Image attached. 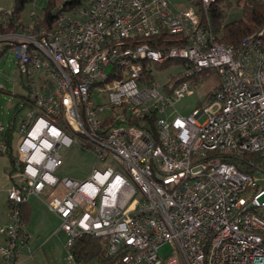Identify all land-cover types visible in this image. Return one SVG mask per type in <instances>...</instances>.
<instances>
[{
  "label": "built area",
  "instance_id": "1",
  "mask_svg": "<svg viewBox=\"0 0 264 264\" xmlns=\"http://www.w3.org/2000/svg\"><path fill=\"white\" fill-rule=\"evenodd\" d=\"M214 1L174 11L169 0H82L48 29L11 26L12 7L0 10V51L29 87L0 264H21L20 207L30 197L58 218L67 252L89 235L112 264H264V184L255 178L264 164V27L238 47L219 42L207 18ZM161 34L172 43L153 48ZM172 62L182 71L155 81ZM206 70L218 86L190 114L177 112ZM73 145L95 158L83 181L55 176L59 150ZM247 154L260 159L254 175L229 162ZM165 244L172 252L162 260Z\"/></svg>",
  "mask_w": 264,
  "mask_h": 264
},
{
  "label": "rangeland",
  "instance_id": "2",
  "mask_svg": "<svg viewBox=\"0 0 264 264\" xmlns=\"http://www.w3.org/2000/svg\"><path fill=\"white\" fill-rule=\"evenodd\" d=\"M50 0H26L23 10L21 11V20L24 25H30L32 20L36 18H43L44 9L47 7ZM60 0H55V8L53 12L60 8ZM170 6L174 11H183L194 5L193 0H169ZM242 1L239 5H241ZM13 6V0H0V10H9ZM222 10L224 11V24L230 23L242 18V10L236 4V0L223 1ZM219 35V34H218ZM182 71V67L172 62L165 65L161 70L158 69L154 74V80L159 82H165L167 78L177 76ZM23 78L16 72V66L14 63L13 55L7 51L0 57V84L4 90L9 93L0 92V126L4 129H12V142L11 147L13 153L15 151L16 142L18 138V127L22 118L28 112L26 106H23L19 99V96L25 95L26 92L20 88L19 84L22 83ZM193 83V84H192ZM219 84V76L209 70L204 71L196 77V80L191 81L189 84V90L192 91L191 95H185L175 105L177 112L182 115H188L190 112L200 106L205 97L210 94ZM1 143V138H0ZM3 153V152H2ZM63 159V165L57 169L55 176L58 179L69 178L73 180L83 181L88 179L91 174L92 166L95 164V158L91 151L82 150L79 146L73 145L71 148H61L59 150ZM4 155V154H3ZM7 165L9 160L3 156ZM99 165V164H98ZM11 164L9 165V168ZM101 168V165L98 166ZM261 172L255 175L258 183L264 184V164L261 166ZM12 183V180H10ZM62 187L58 185L55 191L61 190ZM46 190L41 198H46L51 191ZM36 209L33 214L32 227L40 233V239L37 241V245H40V253H34V260H30L31 264H75L73 261L67 260L66 250V235L59 231L57 234L53 232H45V229L36 227L35 220L39 219L45 222L50 227V231H54L59 226V220L50 213L46 206L36 201L34 205ZM47 242V243H46ZM65 245V246H64ZM39 247V246H38ZM39 248H37L38 250ZM33 250V249H32ZM172 252V247L169 244L162 245L159 250V257L165 260ZM81 264V263H78ZM96 264V263H91Z\"/></svg>",
  "mask_w": 264,
  "mask_h": 264
},
{
  "label": "trees",
  "instance_id": "3",
  "mask_svg": "<svg viewBox=\"0 0 264 264\" xmlns=\"http://www.w3.org/2000/svg\"><path fill=\"white\" fill-rule=\"evenodd\" d=\"M60 1V8L55 12H53L56 4L55 0L49 1L47 7L44 9L43 18H36L39 26L46 29L50 28L59 13L71 12L82 3V0ZM223 1L225 0H215L207 10V18L210 22L211 30L219 42L238 47L245 37L259 32L264 27V0H236V4L242 10V18L226 24L223 22L224 11L221 7ZM241 1L242 3L239 5ZM25 2L26 0H13V23L11 26L15 24L19 26L24 25L20 15ZM194 4H198V0L194 1ZM171 39L172 37L170 35L161 34L157 39H152L150 45L156 49L161 48V45L163 47L166 46L163 44L165 42L169 44L172 43ZM3 53H5V51H0V57ZM213 72L216 73L215 71ZM23 87L25 92L29 91V87L25 85ZM0 92L9 93L4 89H1ZM19 99L23 106H26L25 101H29L25 95L19 96ZM11 137L12 129L8 128L4 131L1 138L5 146V151L3 153L9 158L10 164L15 157L11 147ZM229 162L234 163L238 170L254 175L255 166L260 163V159L257 155L247 154L242 157H230ZM22 206L23 204L20 207L21 218ZM68 253L76 263L91 264L94 262L96 264H112L111 260L103 257L104 247L101 245L100 240L93 236L85 235L75 239L72 246L68 249Z\"/></svg>",
  "mask_w": 264,
  "mask_h": 264
},
{
  "label": "crops",
  "instance_id": "4",
  "mask_svg": "<svg viewBox=\"0 0 264 264\" xmlns=\"http://www.w3.org/2000/svg\"><path fill=\"white\" fill-rule=\"evenodd\" d=\"M0 127H2V126H0ZM3 154L4 153H2L0 151V227L6 225V223H7V217H6V211H7L6 196H7L8 189L12 185V183L10 181L11 180L10 174H9L10 161H9V165H7V161H6V159L3 156H5L7 158V160H9V158L5 154L4 155ZM36 201H38V202H40L41 204L44 205L42 200H40V199H38L36 197H30V198H28V200L22 206L21 224H22V226H23V228H24V230L26 231V234H27V247H23L20 250V256L19 257H20V260H21V264H31L30 260H34V253L36 254L38 251H40V249H41L40 245H42V242L39 245H37V241L40 239V237H39L40 233H38L36 230L34 231V228L32 227V221L34 220L33 219V214H34V210L36 209V207L34 205L36 204ZM35 222H36L35 223L36 227L39 226L40 229H45V232H50V233L53 232L54 234H57L59 231H62V230H60V223H59V226H58L57 229H55L54 231L53 230L50 231V227L48 228V225L45 222H43L42 220L36 219ZM65 241H67V236H66V240ZM3 242H4V237L0 234V246L3 244ZM37 248H39V249L37 250ZM38 253H40V252H38ZM40 255L42 257L44 256L41 253H40ZM68 261H73V260H68ZM74 263L78 264L76 262H74ZM81 264H83V263H81Z\"/></svg>",
  "mask_w": 264,
  "mask_h": 264
}]
</instances>
